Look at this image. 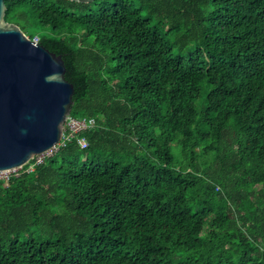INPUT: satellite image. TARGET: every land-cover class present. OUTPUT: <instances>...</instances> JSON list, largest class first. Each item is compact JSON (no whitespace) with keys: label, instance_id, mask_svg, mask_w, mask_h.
Segmentation results:
<instances>
[{"label":"trees","instance_id":"trees-1","mask_svg":"<svg viewBox=\"0 0 264 264\" xmlns=\"http://www.w3.org/2000/svg\"><path fill=\"white\" fill-rule=\"evenodd\" d=\"M5 6L95 125L0 180V264H264V0Z\"/></svg>","mask_w":264,"mask_h":264},{"label":"water","instance_id":"water-1","mask_svg":"<svg viewBox=\"0 0 264 264\" xmlns=\"http://www.w3.org/2000/svg\"><path fill=\"white\" fill-rule=\"evenodd\" d=\"M5 12L0 0V171L20 168L59 143L74 94L62 57L6 22Z\"/></svg>","mask_w":264,"mask_h":264},{"label":"built area","instance_id":"built-area-1","mask_svg":"<svg viewBox=\"0 0 264 264\" xmlns=\"http://www.w3.org/2000/svg\"><path fill=\"white\" fill-rule=\"evenodd\" d=\"M35 43H38V39H33ZM95 125V121L93 119L88 118H74L71 115H68L64 121L63 124V132L61 139L59 143L48 150L47 152L34 156L25 166V169H23L24 166L17 168V169H11V170H4L0 171V180H8L10 176L15 175L17 176L21 170H24V172H32L35 167L43 161L45 156H50L54 152L58 150L59 147L65 146L70 141L77 138V142L82 146H86V142L84 138L78 137V135L82 132H85L91 128H93Z\"/></svg>","mask_w":264,"mask_h":264}]
</instances>
